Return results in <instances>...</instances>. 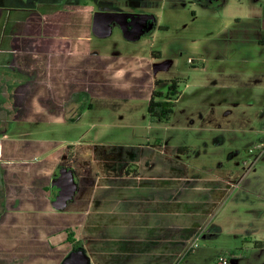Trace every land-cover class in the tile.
Returning <instances> with one entry per match:
<instances>
[{"label":"rangeland","instance_id":"1","mask_svg":"<svg viewBox=\"0 0 264 264\" xmlns=\"http://www.w3.org/2000/svg\"><path fill=\"white\" fill-rule=\"evenodd\" d=\"M97 1L110 6H99L95 0H80L87 6L57 8L46 5V0L33 2L39 6L34 15L41 23L35 27L39 34L32 47L35 63L26 69L27 87H4L2 95L9 96V103L0 93V116L9 115V124H0V135L7 133L11 140L6 143L8 153L25 148L24 141L32 152L49 148L50 154L60 151V155L75 147L91 158L95 170L110 167L115 173L117 163L130 162L135 156L153 151L154 159H159L156 148L161 146L162 152L171 155L167 157L171 162L180 161L170 168L175 176L239 182L228 196L233 211L209 219L195 242V236L187 240L188 247L196 246L175 264H222V260L226 264H264V152L252 169L250 162L259 150L248 153L254 144H264V46L258 44L263 33L258 21L245 17L251 12L244 10L247 5H264V0ZM95 9L151 15L154 28L137 40L125 39L117 27L107 37H95L89 29ZM21 11L9 12L0 24V61L16 30L14 18L29 16ZM29 32L25 36L30 37ZM1 67L0 73H4ZM22 73L18 70L13 78H23ZM155 80L162 82L154 85ZM171 81L178 82L179 95L168 121H158L148 113V97L152 90L165 91ZM81 89L87 96L75 100L73 95ZM37 95L59 106L65 116L21 107ZM88 104L91 109L79 110ZM178 148L186 150L178 153ZM73 151L67 150V154ZM3 152L0 143V160H4ZM70 157L72 161L62 164L81 167L80 156L78 161L73 153ZM11 168H0V205L5 204L6 196L4 213L9 212L0 220V234H4L0 239L10 245V260L60 264L71 252V244L66 242V230L71 228L73 240L95 264L102 262L101 250L108 251L109 243L97 229L88 230L96 224L97 228L99 220L86 222L81 215L74 216L72 212L82 209L78 203L63 211L52 208L49 176L53 167L42 171L47 175L44 178L34 174L32 166L24 175ZM1 179L11 183L9 195H5ZM74 181L80 185L76 175ZM78 194L75 199L80 201L82 195ZM72 215L76 220H70ZM107 240L115 248L117 241ZM141 260L134 258L128 264H142Z\"/></svg>","mask_w":264,"mask_h":264},{"label":"crops","instance_id":"2","mask_svg":"<svg viewBox=\"0 0 264 264\" xmlns=\"http://www.w3.org/2000/svg\"><path fill=\"white\" fill-rule=\"evenodd\" d=\"M34 1L36 0H32L31 5H26V0H0V24L4 16L11 11L21 9L23 10L21 12L29 13V16L14 18L13 22L16 30L10 34L9 42L3 49L4 56L0 61L1 70L4 72L0 73L1 95L5 90L4 87H27L25 83V77L28 75L26 69L29 71L35 63V53L32 47H34V40L39 34V30L36 32L35 27H38L41 23V19H36L34 15L39 9L38 5L33 4ZM47 3L50 5L52 1ZM244 10L251 12V14L245 16L246 18L252 17L259 23V30L263 33L262 38L258 40L259 44V41L264 39V5H255L252 8L247 5L244 6ZM27 30L30 31V37L25 36ZM1 45L2 42H0V48ZM18 70L19 72L20 70L23 71V78H13V75H17ZM38 91L40 89L36 93ZM79 91H85V89ZM2 97L3 100L9 103L7 94L2 95ZM84 98L85 96H82V99ZM48 101L45 100L43 95H37L31 101V105L21 103V107L26 109L28 106L31 110L38 107L40 111L44 109L46 114L65 116L57 105H53L55 107L54 111L49 112L47 110ZM0 102H2L1 99ZM1 105L3 106V103ZM18 107H20V104H18ZM4 123L9 124V115L7 114L0 116V124ZM261 133L263 134L264 132L262 131ZM9 139L7 133L2 132L0 143H2L3 150L6 153L3 156L4 160H0V168L2 167V170L4 167H12L11 169L15 172L14 169L18 168L21 174L24 175V170L26 169L27 171V167L31 169L32 166L34 174H38L40 177L44 175L42 177L44 178L47 175L42 173V171L50 169L52 166L53 170L49 176V185L53 195V187L55 186L51 185V183L56 179L60 168L66 166L74 173V179L75 175L78 177L80 185L76 181V194L65 209H69V204L72 207L78 203L82 209L79 212H72L74 216L75 214L81 215L86 222L99 220L97 228L96 224V226H90L88 230L97 229L99 235L105 236V242L109 243L108 251L105 249L101 250L102 262L103 260L106 261L103 264H128L134 258L143 259L141 260L142 264H152L148 262L151 259L158 260L162 262L161 264H175L178 262L179 257L185 251L187 252V240L192 236L199 235L202 229L206 227L209 219H215L220 214L226 215L227 212L233 211V203L230 202L228 196L239 183L237 180L221 178L194 179L186 175L175 176L176 173L171 171L170 168L175 167L180 161L173 160L171 162L167 158L171 157V155L162 152L161 146L156 148V154L160 157L159 159H154L153 151L150 155L142 156L141 158L135 156L130 162L117 163L114 166L115 173H112L109 170L110 167L103 168V170H95L91 158H85L86 154L80 149H75V147H68L60 155V151H54L55 154L51 153V155L49 148L39 152L30 151L31 145L28 141L23 140L27 145L25 148L17 152L14 150L8 153L6 145L11 142ZM21 140L15 141L20 142ZM72 149L74 151L70 153H73L75 161H78L80 156L81 167L79 168L72 167L69 162L62 164L64 160L72 161L70 153L67 154V150L72 151ZM32 157L33 159L36 157L44 158L30 162L29 160ZM257 160L256 157L250 162L251 167L249 169H252V165L254 167ZM165 162H168V164H165ZM128 169L133 170L135 174L126 175L125 172ZM245 178L242 180L244 181ZM2 183L4 184L5 195L6 193L9 195L12 187L11 183H8L6 179H3ZM77 194L82 195L80 201L75 199ZM16 200H18L17 197L12 203L15 204ZM229 202L230 206L225 209ZM92 204L96 207L92 208ZM2 206L0 205L2 210L0 211V220L6 219V215L9 213H4V209H8L6 196L5 204L2 202ZM15 212H18L15 213L18 216L21 214L18 210ZM55 212L57 211L55 210ZM73 215L70 218L72 221L76 220ZM3 230L4 228L1 229V231ZM211 234L213 235V233ZM0 235L4 234L1 233ZM107 238L112 242L117 241L114 245L115 248L112 247ZM3 240L0 239V264H17L15 261L10 260V245L6 240L5 242ZM85 253L89 257L91 264H95L92 256L86 251Z\"/></svg>","mask_w":264,"mask_h":264},{"label":"water","instance_id":"3","mask_svg":"<svg viewBox=\"0 0 264 264\" xmlns=\"http://www.w3.org/2000/svg\"><path fill=\"white\" fill-rule=\"evenodd\" d=\"M198 1H208L213 2L215 0H198ZM129 16H134L136 19L141 18L143 23L146 25L147 21L150 22L149 25L152 27V22L155 18L151 15L142 16V15H132L126 13H116V12H95L93 13L92 21V33L100 38L107 37L111 34V22L116 20L118 24L123 25L124 21L129 22L131 18ZM133 19V18H132ZM122 20V21H120ZM131 22L128 23V25ZM125 26V25H123ZM122 27L121 29L124 32V38L127 40H137L142 36V33L135 34V31L131 28ZM149 30V29H148ZM51 185L55 186L58 189V194L55 199L52 201V208L56 211H62L67 207V204L73 199L77 191V183L74 181L73 172L70 169L62 167L57 172V177L52 181ZM60 264H91L89 257L85 254L84 249L80 246L71 252L61 261Z\"/></svg>","mask_w":264,"mask_h":264},{"label":"trees","instance_id":"4","mask_svg":"<svg viewBox=\"0 0 264 264\" xmlns=\"http://www.w3.org/2000/svg\"><path fill=\"white\" fill-rule=\"evenodd\" d=\"M259 44L264 45V39H262L261 41H259ZM162 81L159 80H155L154 81V85L159 84ZM87 92L86 91H79L76 92L73 95V98L75 100H79L82 99V96H85ZM179 95V91H178V82L177 81H171V83L168 85V87L166 88L165 91H161V90H152L150 93V98L148 100V113L150 115V117L158 120V121H168L171 113L173 112V108L175 106V101L177 100ZM87 96V95H86ZM85 96V97H86ZM51 101H48L47 103V110L49 112H53L54 108L53 105H50ZM92 105L88 104L86 107H81L79 110L81 109H91ZM79 113V112H78ZM69 121H73L74 118H69ZM186 149L184 148H178L177 152L178 153H182L184 152ZM125 174H135V172L130 169H128ZM67 231V232H66ZM66 232V236H67V241L71 244V250H74L76 248H78L80 246V243L77 242L76 240H73V231L71 229H67ZM221 260V259H218ZM225 261V260H222Z\"/></svg>","mask_w":264,"mask_h":264},{"label":"flooded vegetation","instance_id":"5","mask_svg":"<svg viewBox=\"0 0 264 264\" xmlns=\"http://www.w3.org/2000/svg\"><path fill=\"white\" fill-rule=\"evenodd\" d=\"M31 1L32 0H27L26 5H31V3H32ZM48 1H52V4H50V6L51 7L53 6L55 8H57L56 5L57 6L69 5V6H73V7L77 6V5H80V6H87L88 5L87 3H84V2L80 3V0H46V5H49L47 3ZM95 2L99 6H101V5L102 6H104V5H109L110 6V3L106 2V1H97V0H95ZM95 12H98V11H96V9H95L93 11V13H95ZM93 13L91 15V23H90V28L89 29H90L91 35L95 36L92 33V30H91L92 29V21H93ZM135 14H137V13H133L132 15H135ZM138 15H140V14H138ZM141 15L144 16V17L148 16V15H144V14H141ZM129 17H131V18L128 21L131 22V24L128 25L129 22L124 21L122 24L125 25V26H123L121 24H118L116 20H113L111 22V29L113 30V27H117L120 30V32H122V34L124 36V32L122 31L121 26L122 27L128 26L129 28H131L132 30L135 31V34L142 33V36H143V35L149 34L154 28V21L152 22V27L149 28L150 27V25H149L150 22L147 21V24L145 25L141 18H137L136 19L134 16H129ZM120 21H122V20H120ZM111 33H112V31H111ZM95 37H97V36H95ZM53 190H54V195L53 196L55 198L57 196V194H58V189L56 187H53Z\"/></svg>","mask_w":264,"mask_h":264},{"label":"built area","instance_id":"6","mask_svg":"<svg viewBox=\"0 0 264 264\" xmlns=\"http://www.w3.org/2000/svg\"><path fill=\"white\" fill-rule=\"evenodd\" d=\"M256 149L259 150V154H258V156H257V158H258V157L261 156V155L263 154V152H264V144H263V143L256 144L255 146H253L252 148H250V149L248 150V152H249V153H253ZM197 236H198V235H197ZM197 236H195L194 242L196 241ZM195 246H196L195 244H191V245L187 248V251H188V250H192L193 247H195ZM222 264H226V262H225V261H222Z\"/></svg>","mask_w":264,"mask_h":264}]
</instances>
